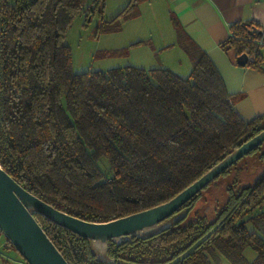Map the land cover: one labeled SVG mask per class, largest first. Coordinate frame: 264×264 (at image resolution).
<instances>
[{
    "label": "trees",
    "instance_id": "16d2710c",
    "mask_svg": "<svg viewBox=\"0 0 264 264\" xmlns=\"http://www.w3.org/2000/svg\"><path fill=\"white\" fill-rule=\"evenodd\" d=\"M142 1L128 0L100 29L119 31ZM85 2L0 0V164L54 207L102 222L169 200L258 133L264 114L239 117L217 68L176 19L191 63L186 77L162 66L73 71L66 31L85 9L86 20L101 15L106 0ZM220 45L247 53V65H264V28L251 22L233 24ZM246 156L261 164L248 184ZM221 176L223 191L213 196ZM216 179L159 231L108 240L106 256L125 264H217L218 252L232 264H264V142ZM34 216L70 264H112L89 239ZM247 247L256 253L250 261Z\"/></svg>",
    "mask_w": 264,
    "mask_h": 264
},
{
    "label": "crops",
    "instance_id": "0c3cea01",
    "mask_svg": "<svg viewBox=\"0 0 264 264\" xmlns=\"http://www.w3.org/2000/svg\"><path fill=\"white\" fill-rule=\"evenodd\" d=\"M127 1L116 2L114 12H119ZM107 3L109 4V0H106L105 6ZM142 11L149 12V25L152 28L161 29V26L158 27L154 23L161 18L162 21H167V26L169 22L176 32L173 23V19H176L184 36L204 51L217 68L233 100V108L241 119L249 121L264 114V65H240L236 61L235 51L224 50L220 45L231 34V26L235 23L251 22L259 28H264V0H145L139 4V16ZM123 21L125 20L121 21V25ZM138 41L142 43L134 50L145 53L141 57L146 58L144 65L149 68L162 66L178 72L179 66L183 65L190 71L191 63L183 46L178 43L177 35L176 39H168L165 35L155 37L154 32H150L146 38L133 42ZM167 51H173V56H165L163 53ZM154 57L158 58V63L153 61ZM241 163H245L243 170L253 171L252 175L241 173L243 183L253 182L261 172L260 162L253 156H247ZM0 264H28L2 233Z\"/></svg>",
    "mask_w": 264,
    "mask_h": 264
},
{
    "label": "water",
    "instance_id": "95a60500",
    "mask_svg": "<svg viewBox=\"0 0 264 264\" xmlns=\"http://www.w3.org/2000/svg\"><path fill=\"white\" fill-rule=\"evenodd\" d=\"M248 59L245 52L236 56L240 65H245ZM263 142L264 127L169 200L102 222L84 220L54 207L21 186L0 164V232L28 264H70L36 220L34 214H40L89 239L102 260L112 264H125L106 256L108 240L133 235L147 236L159 231L166 224L164 220Z\"/></svg>",
    "mask_w": 264,
    "mask_h": 264
},
{
    "label": "rangeland",
    "instance_id": "374dc122",
    "mask_svg": "<svg viewBox=\"0 0 264 264\" xmlns=\"http://www.w3.org/2000/svg\"><path fill=\"white\" fill-rule=\"evenodd\" d=\"M119 0H109V4L104 6L101 15L98 11H95L89 19L86 20L85 17L86 9L77 15L71 22V25L66 31L65 42L70 46L71 49V59H72V68L75 72H82L85 70H106L110 67H122L125 65H134L141 66L143 68H149V66L144 65L146 61L144 52L135 51V48L140 45H130L133 41L137 39H144L150 35V32H154L155 37L158 35H165L168 39H176V32L172 28L171 24L166 20L157 19L154 21L158 27L161 26V29L149 25L151 21L149 12L142 11V15H138L131 20L123 21L121 29L119 31H102L99 27L102 20H110L116 13L114 8L116 2ZM91 0H86L85 8ZM106 3V2H105ZM146 6V5H143ZM153 29V30H152ZM127 47V48H126ZM125 48L124 50H121ZM165 56H173L172 52L163 53ZM158 55V54H157ZM163 58V57H161ZM153 61L158 63V58L154 57ZM176 72L181 76H187L189 69L185 66H179V70ZM247 157V156H246ZM244 157V158H246ZM255 160H257L255 158ZM244 165L245 163H241ZM99 167L104 173L108 172L107 162L101 158L98 162ZM252 175V169L243 170L244 173ZM260 174V173H259ZM257 174V175H259ZM224 176L216 179L215 182H219L217 189H212L213 196H219L223 191V181ZM256 178V175L253 176V180ZM220 180V181H219ZM252 180V179H251ZM252 180V181H253ZM246 184V181H244ZM264 209V205L262 207ZM248 228L252 229L253 223H248ZM218 254L217 264H232L224 255ZM255 251L247 247L244 250V257L247 261H250L255 257ZM213 262V261H212Z\"/></svg>",
    "mask_w": 264,
    "mask_h": 264
}]
</instances>
